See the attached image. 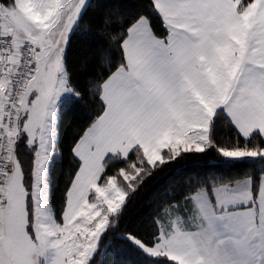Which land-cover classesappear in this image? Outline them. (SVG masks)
<instances>
[{
	"label": "snow or ice",
	"instance_id": "1",
	"mask_svg": "<svg viewBox=\"0 0 264 264\" xmlns=\"http://www.w3.org/2000/svg\"><path fill=\"white\" fill-rule=\"evenodd\" d=\"M90 7L0 0V264H264V0ZM210 152L237 171L187 177L148 232L121 230L146 181Z\"/></svg>",
	"mask_w": 264,
	"mask_h": 264
},
{
	"label": "trees",
	"instance_id": "2",
	"mask_svg": "<svg viewBox=\"0 0 264 264\" xmlns=\"http://www.w3.org/2000/svg\"><path fill=\"white\" fill-rule=\"evenodd\" d=\"M91 7L89 8L88 15L85 17V22L94 20L101 15L106 9L102 7L104 4L111 3L112 0H90ZM82 54V46L78 40L73 42L71 48L70 60L76 63ZM81 87L83 81L81 80ZM98 105L90 96H85L77 111L68 116L65 121V126L62 133L63 138V154L61 156L60 166L57 169V180L62 183L64 171L70 166V155L67 151L71 144L72 137L75 130L83 128L89 122V118L97 111ZM226 130H222L220 135L224 136ZM220 158L214 153L209 154H196V158H190L187 161H181L179 164L167 167L155 178H150V182L146 181V186L142 191H138L135 199L129 206L128 216L125 219L121 230L130 229L138 232L141 235L148 232L149 219L153 213L156 205L164 199L167 195L172 194V190L179 191L183 181L189 176H194L196 173H206L219 168L223 172H234L237 169L230 168L227 164L221 165ZM212 166H215L213 168ZM118 244V241H113ZM129 258L134 264H139L140 258L134 253H129ZM110 264V260H109Z\"/></svg>",
	"mask_w": 264,
	"mask_h": 264
},
{
	"label": "rangeland",
	"instance_id": "3",
	"mask_svg": "<svg viewBox=\"0 0 264 264\" xmlns=\"http://www.w3.org/2000/svg\"><path fill=\"white\" fill-rule=\"evenodd\" d=\"M90 1V0H89Z\"/></svg>",
	"mask_w": 264,
	"mask_h": 264
}]
</instances>
